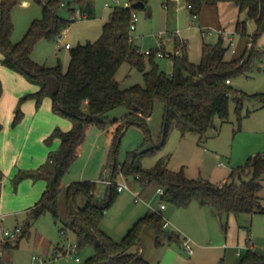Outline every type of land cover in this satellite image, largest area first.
Masks as SVG:
<instances>
[{
    "label": "rangeland",
    "instance_id": "374dc122",
    "mask_svg": "<svg viewBox=\"0 0 264 264\" xmlns=\"http://www.w3.org/2000/svg\"><path fill=\"white\" fill-rule=\"evenodd\" d=\"M91 3L93 14L90 18L77 17L59 37L37 41L31 50V59L46 67H53L59 63L65 72L69 62V49H65L64 45L68 43L73 48L87 41H95L100 36L102 25L108 19L111 10L116 6H127L128 0H91ZM105 3L108 6H105ZM55 12L64 19H69L72 14L69 13L67 6H59ZM134 13L137 19L130 36L133 45L141 52L149 49L173 52L175 49L172 36L178 31L177 36L185 45L188 60L197 63L202 43H214L218 38L215 32L201 38L200 26L230 32L234 46L226 51L225 60L237 57L244 48L254 47L256 50L264 51V33L252 42L250 36L254 31V23L247 20L245 12H238L232 2L205 0L196 19L186 8V0H149L145 9L136 8ZM10 16L13 24L10 40L14 43L23 36L30 22L41 16V6L34 0H18ZM237 20H246L248 36L235 32ZM223 40L225 44L228 42L227 37ZM154 61L160 70L170 74L172 69L170 56L154 57ZM115 78L121 89L142 84L141 72L125 62L117 68ZM48 86L51 89L56 88L55 77H49ZM231 86L248 95L264 91V55L253 61L247 75L233 77ZM48 111L54 125L53 129L56 127L63 131L70 129L62 128L68 125V119L55 114L51 109ZM126 112L123 106H119L108 111L107 116L111 120L114 118L121 120ZM240 115L238 122L234 101L230 99L227 118L214 117L203 138L194 133L182 136L178 128L172 126L163 147L154 154L137 158L135 164L148 170L163 158L169 169L177 170L182 166L188 178L219 183L231 170L243 166L248 157L264 154V107L256 100H247L243 103ZM145 121L148 134L135 123H129L123 128L115 153L110 144L111 134L91 127L85 135L77 157L61 178V189L57 196V216L46 212L34 220L29 208L39 200L45 190L44 183L35 180L44 179L37 176V171L50 168L48 156L55 153L59 145L54 139L46 140L47 136L36 143L35 134L29 135L24 147V156L20 160L22 165L17 169L16 175L0 181L2 263L31 264L32 256H38L45 264H83L92 254V248L90 246H84L79 250L74 248L75 236L65 224L66 187L72 182L94 181V200L96 203H102L107 191V185L102 179L110 178V164L115 161L119 165L127 159L129 152L149 148L158 141L162 121V104L159 100L154 101L152 113ZM24 125L25 130L31 128L32 124L26 120ZM114 181L126 184L128 188L119 191L105 211L99 223L102 232L114 241H119L138 218L147 212L160 211L166 228L173 230L180 237V245L176 242L168 244L166 239L162 238L160 240L162 244L156 247L152 230L143 229L140 244L131 247L130 252L138 250L142 257L150 262L149 264H174L177 257L188 259L189 254L183 246L184 240L192 245L194 254L192 258H196L197 264H238L240 257L244 256L248 249L264 255V211L216 216L210 207H200L196 202L182 208L161 201L158 192L160 186L156 182L143 185L131 175L126 177L116 175ZM261 183L262 188L258 195L261 198V205L264 206V180ZM135 195H138L137 201H134ZM86 200L84 194H79L75 198V204L81 208ZM26 224L30 225L28 233L22 237L19 235V239L16 238L17 246L16 239L7 240L2 234L5 229L13 230L19 227L22 230ZM60 229L64 233H61ZM5 242L10 246L2 247ZM57 253L61 255L57 256Z\"/></svg>",
    "mask_w": 264,
    "mask_h": 264
},
{
    "label": "trees",
    "instance_id": "16d2710c",
    "mask_svg": "<svg viewBox=\"0 0 264 264\" xmlns=\"http://www.w3.org/2000/svg\"><path fill=\"white\" fill-rule=\"evenodd\" d=\"M34 1L41 6V16L33 19L23 36L14 43L10 40L13 31L10 14L18 0L0 2L1 63L37 86V90L20 97L11 124L14 126L21 119L20 104L24 100L32 99L38 108L43 99L48 97L51 110L68 119L71 127L67 131L56 127L46 138H57L59 146L55 153L48 156L50 168L37 171V176L46 180V185L39 200L29 208L33 220L46 212L57 216V196L61 189V178L77 157L91 127L111 134L110 144L115 153L121 131L129 123L141 126L148 134L145 118L151 115L155 100L162 104L158 141L149 148L129 152L127 159L119 165L113 161L110 164V178L114 180L116 175H131L143 185L156 182L163 190L160 194L161 201L175 207L185 208L191 202H196L199 206L210 207L217 215L264 211L258 195L261 181L264 180V154L248 157L245 164L231 170L222 183L188 178L183 167L177 170L169 169L163 158L148 170L135 164L137 158L154 154L163 147L172 126L177 127L182 136L194 133L203 138L214 117L227 118L230 99L234 101L238 122L245 101L256 100L264 107V91L248 95L231 86V79L247 75L253 61L264 55V51L254 47L244 48L237 57L225 60L229 45L228 42L224 43V37L218 35L216 42L202 43L197 63L188 60L185 45H182L177 54L170 56L172 69L170 74H166L159 69L153 54L144 57L138 53L130 36L131 13L139 8L131 7V4L141 1L145 5L142 9H145L149 0H128L127 6H116L111 10L110 16L102 25L100 36L95 41L69 47V62L63 72L59 63L46 67L34 62L30 56L31 50L40 39H54L75 21L58 16L55 11L59 6H67L69 13H73L76 8L82 18H90L93 14L91 0ZM216 1L232 2L238 12H245L247 20L254 23V31L250 36L252 42L264 33V0ZM204 2L205 0H186V3L191 5L189 10L196 14ZM235 32L248 36L246 20L236 21ZM177 46L175 41V50ZM124 62L141 72L142 84L119 88L115 73ZM49 77L56 78V88H49ZM226 80H229V83H226ZM119 106L127 110L126 114L121 120L109 119L107 112ZM94 191L95 182L90 180L72 182L66 187L65 224L75 236L77 250L84 246L92 248V254L83 264H149L138 250L130 252L131 247L139 245L141 233L145 228L152 230L155 246L160 244L162 238L168 243L176 242L180 245L179 235L166 228V222L159 211L147 212L127 229L119 241H114L100 230L99 223L119 191L114 184H107L106 196L102 203L95 202ZM79 194L87 197L81 208L75 204V198ZM26 225L19 237L28 233L30 225ZM7 246H10L8 242L2 244V247ZM258 263H264V255L250 249L238 262Z\"/></svg>",
    "mask_w": 264,
    "mask_h": 264
},
{
    "label": "crops",
    "instance_id": "0c3cea01",
    "mask_svg": "<svg viewBox=\"0 0 264 264\" xmlns=\"http://www.w3.org/2000/svg\"><path fill=\"white\" fill-rule=\"evenodd\" d=\"M23 5H25V3H23ZM198 16L199 14H197L196 18H198ZM173 40L175 42L176 39L173 38ZM1 59L2 55L0 53V181L2 179L6 180V177H9L11 175H16L17 169L22 165V162L20 160L24 156V147L27 143V139H29V135L35 134L34 141L36 143H39L50 134L54 126L48 113V110L51 109V101L48 97H45L43 99L41 105L38 108L35 107V103L32 99L24 100L20 104L22 117L17 124L12 126L11 123L14 116V110L18 103V100L27 92L37 90V86L28 82L25 78H23L16 72L5 67L1 63ZM26 120H29L32 125H30L31 128H25L24 130V124ZM70 127L71 122L69 121L68 125L63 126L62 128L67 130ZM54 140H56L59 145V140L57 138H54ZM26 179L30 180V178ZM35 180H41L44 183L45 188L46 182L44 179ZM224 180L225 178H223L219 183H222ZM261 188L259 189V191L261 190ZM212 214H214V212H212ZM216 216L218 215L216 214ZM161 244L162 243H160L158 246H160ZM192 255L194 254H189L188 259L177 257L176 263L174 264H197L196 258H192ZM0 261L2 263L1 259ZM147 262L150 263L149 261Z\"/></svg>",
    "mask_w": 264,
    "mask_h": 264
},
{
    "label": "built area",
    "instance_id": "2783aa9c",
    "mask_svg": "<svg viewBox=\"0 0 264 264\" xmlns=\"http://www.w3.org/2000/svg\"><path fill=\"white\" fill-rule=\"evenodd\" d=\"M114 1H117V0H114ZM105 6H108V4L105 3ZM186 8L187 9H191V5L188 4V3H186ZM192 14H193V18L196 19L197 14L196 13H192ZM77 17L82 18L80 16V14H79V11L76 9V12L73 11V13L70 15L69 19L76 20ZM136 19L137 18H136L135 13L132 12L131 13V25H130L131 30H133L135 28ZM214 32L217 35H221L222 37H227L229 48H233L234 43H233L232 36L230 35V32L225 31V30H222V29H216V28H213V27H210V26H202V27H199V33H200L201 38H204L206 35L212 34ZM177 35H178V31H175V33L172 36L174 39H176L175 41L178 43L177 49L174 50L173 52H165V51L160 50V49H152V50L149 49V50H145L143 52L138 51V53L140 55L144 56V57H148L151 54H153L155 57H169L171 55L177 54L179 52V48L183 45L182 39H180L179 36H177ZM57 37H59V36H57ZM64 46H65V48H69L70 47V45L68 43H66ZM232 50L234 51V49H232ZM225 82L226 83H229V80H226ZM102 182H104L106 185L107 184H109V185L110 184H114L116 186V190L117 191H121L123 189L128 188V186L126 184L116 183L111 178L102 179ZM158 192L160 194H162V192H163L162 188H159L158 189ZM138 199H139L138 198V195H135L134 196V201H137ZM61 233H63V231H61ZM2 234H3V236H5L7 238V240H9V239H16L21 234V228L16 227L13 230L5 229ZM183 246H184V249L186 250V252L188 254H192L193 253L192 245H190L187 240H184L183 241ZM74 248H76V244L74 245ZM1 254H2V250H0V258H1ZM56 255L57 256H60L61 253H57ZM237 255H239V253H237ZM75 260L76 261H79L78 258H75ZM0 264H2L1 261H0ZM31 264H45V261L42 260L38 256H32V262H31Z\"/></svg>",
    "mask_w": 264,
    "mask_h": 264
},
{
    "label": "water",
    "instance_id": "95a60500",
    "mask_svg": "<svg viewBox=\"0 0 264 264\" xmlns=\"http://www.w3.org/2000/svg\"><path fill=\"white\" fill-rule=\"evenodd\" d=\"M145 5L141 2V1H136V2H133L131 4V7H139V8H143ZM110 15H108L109 17Z\"/></svg>",
    "mask_w": 264,
    "mask_h": 264
}]
</instances>
